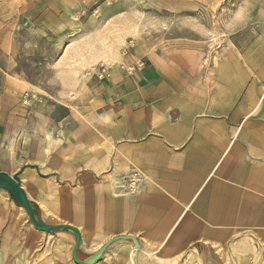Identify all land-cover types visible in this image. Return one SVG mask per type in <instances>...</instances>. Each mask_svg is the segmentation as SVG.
<instances>
[{"label": "crops", "instance_id": "1", "mask_svg": "<svg viewBox=\"0 0 264 264\" xmlns=\"http://www.w3.org/2000/svg\"><path fill=\"white\" fill-rule=\"evenodd\" d=\"M79 40L55 63L66 75L61 99L31 109L22 95L32 89L0 51V172L21 173L42 221L78 228L80 259L131 236L98 264H219L221 250L230 264H264L255 246L264 251V34L213 71L189 51L78 58L93 45ZM138 61L131 77L118 66ZM100 62L116 65L111 79H82ZM132 171L137 194L113 196L108 182ZM71 185L80 194L74 223L47 222L44 207Z\"/></svg>", "mask_w": 264, "mask_h": 264}, {"label": "rangeland", "instance_id": "2", "mask_svg": "<svg viewBox=\"0 0 264 264\" xmlns=\"http://www.w3.org/2000/svg\"><path fill=\"white\" fill-rule=\"evenodd\" d=\"M262 34L264 0H0V51L23 80L42 89L31 90L39 103L54 102L50 97L61 99L55 96V88L65 83L66 75L56 71L55 63L79 38L93 45L73 52L78 58L91 52L121 53L126 41L135 39L138 53L139 47L154 57L189 51L200 68L213 71L219 62L232 61ZM127 175H116L108 182L113 196L125 195L122 182ZM60 196V204H46L44 219L74 223L80 194L71 185ZM21 208L0 190L4 226L0 264H75L70 257L72 241L64 234L36 231ZM214 258L219 264H230L225 250Z\"/></svg>", "mask_w": 264, "mask_h": 264}, {"label": "water", "instance_id": "3", "mask_svg": "<svg viewBox=\"0 0 264 264\" xmlns=\"http://www.w3.org/2000/svg\"><path fill=\"white\" fill-rule=\"evenodd\" d=\"M20 174L21 173L11 176L5 172H0V190L6 191L10 199L25 210L32 227L36 231L45 234L67 232L73 235L75 242L71 249V259L75 264H98L105 251L112 243L123 239H134L131 236L115 237L107 241L100 249L89 257L80 259L78 252L82 244V235L78 228L69 224H48L42 221L37 211V205L29 199L25 189L22 187L19 178Z\"/></svg>", "mask_w": 264, "mask_h": 264}, {"label": "built area", "instance_id": "4", "mask_svg": "<svg viewBox=\"0 0 264 264\" xmlns=\"http://www.w3.org/2000/svg\"><path fill=\"white\" fill-rule=\"evenodd\" d=\"M136 45L137 42L135 39H128L121 49V55L123 58H132L135 55ZM115 66V64H107L104 62L97 63L85 71L82 79H97L99 81L109 80L112 78V73ZM118 66L126 73V76L131 77L137 70L143 67V62L138 61L134 64L121 63ZM39 102L40 99L31 90H26L22 95V104L28 109H31L36 103ZM138 180V171H132L124 178V181L122 182V188L125 195L137 194Z\"/></svg>", "mask_w": 264, "mask_h": 264}, {"label": "bare ground", "instance_id": "5", "mask_svg": "<svg viewBox=\"0 0 264 264\" xmlns=\"http://www.w3.org/2000/svg\"><path fill=\"white\" fill-rule=\"evenodd\" d=\"M69 55V54H68ZM21 83H23L24 85H26L27 87H29L30 89H32V90H35L36 88L34 87V86H32V85H30V84H28V83H26V82H23V81H21ZM35 91H40V90H38V89H36ZM41 93H43V92H41ZM72 97V96H71ZM51 99H53V100H55L53 97H50ZM252 247V246H251ZM134 257H135V253L132 255V260H133V263H134ZM258 257L260 258V254H258ZM197 259V258H196ZM260 260V259H259ZM196 262H199V258L196 260Z\"/></svg>", "mask_w": 264, "mask_h": 264}]
</instances>
